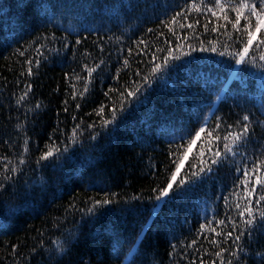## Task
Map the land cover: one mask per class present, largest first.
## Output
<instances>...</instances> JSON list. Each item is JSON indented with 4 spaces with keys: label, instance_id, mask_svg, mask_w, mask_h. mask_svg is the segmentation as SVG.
Segmentation results:
<instances>
[{
    "label": "trees",
    "instance_id": "trees-1",
    "mask_svg": "<svg viewBox=\"0 0 264 264\" xmlns=\"http://www.w3.org/2000/svg\"><path fill=\"white\" fill-rule=\"evenodd\" d=\"M194 2L199 9L193 0H0V264H264V232L249 235L238 216L247 204L242 172L251 170L253 149L264 147V29L237 64L228 53L247 40L244 19L238 30L230 8ZM154 63L163 66L152 74ZM84 65L94 69L90 77ZM113 106L114 123L101 127ZM245 113L248 155L240 149L179 185L192 164L199 167L202 145L210 156L208 130L217 122L221 136L238 130ZM201 123L206 131L169 197L157 201L153 190L174 169L171 153L186 144L177 137ZM48 145L59 151L37 164ZM262 192L257 185L248 198L254 208L264 206L254 203ZM105 198L112 203L87 211ZM233 220L241 223L233 228Z\"/></svg>",
    "mask_w": 264,
    "mask_h": 264
},
{
    "label": "snow or ice",
    "instance_id": "snow-or-ice-1",
    "mask_svg": "<svg viewBox=\"0 0 264 264\" xmlns=\"http://www.w3.org/2000/svg\"><path fill=\"white\" fill-rule=\"evenodd\" d=\"M259 5V6H258ZM187 6V5H186ZM192 8H200V5H197L194 0L193 3L191 4ZM213 8H219L221 12H223L225 9L230 8L232 11L235 12V17L232 23L233 28H237L238 26L241 25V18L244 19L245 23L243 24V29L245 31V35L247 37L246 42L243 43V47L236 51L234 54L233 53H228L229 55H232L233 58L235 59L237 64H241L245 61V57L248 55L249 48L253 44V40H255L256 33L260 32L261 29H264V0H258L257 2H253V0H239L238 3L234 2H223V0H215L214 5L210 6ZM245 12H247V15H245ZM214 15H216V12H213ZM176 15H179V13H176ZM225 20H228L229 17L227 14L224 15L223 17ZM254 18V21H253ZM171 20L173 23L176 22L175 16L171 17ZM191 27V25H189ZM239 30V29H238ZM149 31H152L149 29ZM76 43H80V40L77 39ZM260 44H264V39H260L259 41ZM211 51H216V48L213 46L210 49ZM19 51V50H18ZM131 51V49H129ZM23 55V52L20 53ZM222 55L224 53H221ZM172 50H168V55L163 57V65H167L169 63V56H172ZM153 61L156 60V57H152ZM259 59L261 61H264V55L260 56ZM255 63V58L251 61ZM29 65H31L32 61H27ZM37 64H39V61H36ZM125 65H127L128 61L125 60ZM160 63H154L151 66V73L155 74L159 72L163 66ZM264 67V65H261ZM85 69L88 72V76L90 77L92 72L94 71L93 68L88 67L87 65H84ZM96 67H99L98 65ZM27 72L29 75L32 74V68L29 66L27 69ZM79 78V77H77ZM149 76H144L143 81L148 82L149 81ZM26 87L28 89L31 88L30 84H27ZM84 91H87V85L84 86ZM139 91V88H135L133 90L127 91V96H135ZM27 92H25L20 98L19 101H22L25 96H27ZM83 95V92L80 93ZM125 93H121V96H124ZM219 99V97H217ZM18 101V102H19ZM40 105L37 104L36 107H39ZM77 108H79V104L76 105ZM67 110V109H65ZM120 110H123V105H121ZM99 112L101 114L104 113V106L101 105L99 108ZM264 114V113H262ZM116 117V108L113 106L112 110V119H104L102 121L101 127H106L109 124L114 123ZM252 121L250 119L249 114L245 113L242 117L241 121H237V124H239V129L238 130H230V131H225L223 136H221L220 132L218 131L221 127L220 123L217 122L215 125L214 129L208 130L207 132V138L203 141V144L208 145V151L210 153V156L208 159H205V150L202 145L198 152V157H199V167H197L196 164H192L189 167L188 172H186L182 178L179 180V185L184 186L187 184H194L197 180L202 179V174L207 172L211 173L213 171L212 166L213 165H219L223 162H227L228 160L234 158L239 152L240 149H244L243 155L246 156L248 155L247 152V145L249 142V132H250V125ZM79 127V126H77ZM227 129H233L232 124H228ZM207 128L206 123H201L199 128L194 131V134L192 131H186L184 134L180 135L177 137L178 140L180 141H185V143H178L175 147V151L171 153V155L175 158L172 163L174 164V169L171 171L169 178L167 179L166 183L164 186L159 187L154 189L157 193L155 199L157 201L161 200L162 198H167L169 197L170 190L173 189L174 182L177 181V175L181 173V170L185 166V161L189 157V153L192 152L193 146L196 144L197 140L201 139V134L205 133ZM213 131H216L217 134L213 136ZM76 129H73V139L75 137ZM92 139L95 138V133H93ZM213 141H222V147L220 144H217L215 148L212 147V142ZM47 150L42 151L39 159L37 160V164L40 163L41 160H48L49 157H52L54 152H58L59 150L56 148L55 145H48L46 146ZM65 147V151H66ZM25 151H27V148H25ZM254 153H258L257 155L253 156V164L251 167V170H243L242 175L244 179L242 180V183L244 184V193H245V199L247 200L246 206L243 208L242 211L238 212V216L242 218V225L243 229L249 234L252 235L256 231L264 232V206L262 208H254L253 207V200L248 199L249 197L253 196V193L256 192V186L260 185L264 187V147H262L260 150L253 149ZM20 163H24L23 159H20ZM6 169H8V165L4 166ZM8 171H16L15 168L8 169ZM237 172H241V169L237 167L235 169ZM251 172V176H250ZM254 177V182L251 183V186L249 187V181L250 179ZM5 189V185L3 183H0V190ZM179 191V189L177 190ZM262 202H264V192H262L258 199H255L254 203L255 205H262ZM112 201L110 199H96L93 200L92 206L87 209L89 213H94L98 206H103L107 204H111ZM225 203H227V200H225ZM236 207L239 209L240 205L237 204ZM220 224H224V220L218 221ZM241 221L233 220L232 221V226L233 228H236L238 224H240ZM201 228H204L205 225L201 224ZM212 231H216L215 229H212ZM237 231L239 229L237 228ZM227 236L231 237L233 236V232L229 231L226 233ZM235 241H240L241 240V235L237 234L234 237ZM218 243V241H214ZM57 248L60 251H64L63 244L60 241H57ZM195 243V241H193ZM133 248L136 247L135 244L132 245ZM239 248V246H238ZM224 248H220L219 251L215 252L216 256H220L221 252H224ZM201 264L203 262L201 261ZM213 264L215 262L213 261Z\"/></svg>",
    "mask_w": 264,
    "mask_h": 264
}]
</instances>
